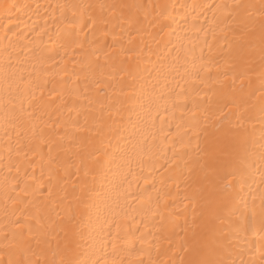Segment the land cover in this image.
<instances>
[{"label":"bare ground","instance_id":"6f19581e","mask_svg":"<svg viewBox=\"0 0 264 264\" xmlns=\"http://www.w3.org/2000/svg\"><path fill=\"white\" fill-rule=\"evenodd\" d=\"M0 264H264V0H0Z\"/></svg>","mask_w":264,"mask_h":264}]
</instances>
